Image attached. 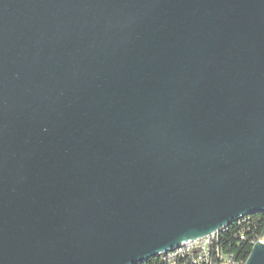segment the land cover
Wrapping results in <instances>:
<instances>
[{"label": "water", "instance_id": "95a60500", "mask_svg": "<svg viewBox=\"0 0 264 264\" xmlns=\"http://www.w3.org/2000/svg\"><path fill=\"white\" fill-rule=\"evenodd\" d=\"M254 213L264 0H0V264H138Z\"/></svg>", "mask_w": 264, "mask_h": 264}, {"label": "trees", "instance_id": "16d2710c", "mask_svg": "<svg viewBox=\"0 0 264 264\" xmlns=\"http://www.w3.org/2000/svg\"><path fill=\"white\" fill-rule=\"evenodd\" d=\"M264 231V213H254L239 218L233 223L222 229L214 238V243H218L223 254H228V259L241 261L240 264H245L253 247L255 240L261 239ZM245 235V239L240 238L241 234ZM253 240V241H252ZM252 241V242H251ZM190 255L180 257L178 259L181 264H192ZM163 256H155L138 264H167ZM212 264H220V261L212 254Z\"/></svg>", "mask_w": 264, "mask_h": 264}, {"label": "built area", "instance_id": "2783aa9c", "mask_svg": "<svg viewBox=\"0 0 264 264\" xmlns=\"http://www.w3.org/2000/svg\"><path fill=\"white\" fill-rule=\"evenodd\" d=\"M217 231L186 243V250H178L177 253L169 254L168 259H163L167 264H181L178 259L183 256H193L192 264H212V254L220 261V264H240L241 261L235 259H228V254H223L218 243H214V235ZM242 240L245 239V235H240ZM253 241V240H252ZM251 241V242H252ZM264 242V241H262Z\"/></svg>", "mask_w": 264, "mask_h": 264}, {"label": "bare ground", "instance_id": "6f19581e", "mask_svg": "<svg viewBox=\"0 0 264 264\" xmlns=\"http://www.w3.org/2000/svg\"><path fill=\"white\" fill-rule=\"evenodd\" d=\"M243 217V216H242ZM241 218V217H240ZM239 219V218H238ZM237 219V220H238ZM236 221V220H235ZM233 223V222H232ZM228 226V225H227ZM226 226H224V227H222L221 229H219V230H217V234L222 230V229H224ZM216 234V235H217ZM216 235H214V238L216 237ZM258 241H264V240H262V238L261 239H258V240H255L254 242H253V245L255 244V243H257ZM178 250H186V243H182V244H180L178 247H176V248H174L173 250H170V251H166V252H163V253H161L160 254V256H163L164 258H167V257H169V254H171V253H177L178 252Z\"/></svg>", "mask_w": 264, "mask_h": 264}]
</instances>
